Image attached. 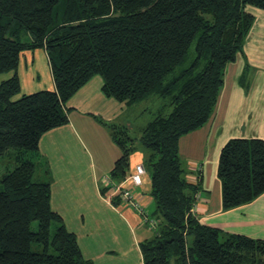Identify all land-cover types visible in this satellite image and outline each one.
<instances>
[{
	"label": "trees",
	"instance_id": "obj_1",
	"mask_svg": "<svg viewBox=\"0 0 264 264\" xmlns=\"http://www.w3.org/2000/svg\"><path fill=\"white\" fill-rule=\"evenodd\" d=\"M250 7L264 11V0H0V75L11 73L0 84V161L14 165L0 168V264H92L52 209L39 143L69 122V100L95 76L107 97L131 106L156 97L167 110L138 138L111 127L122 151L111 178H127L139 148L150 173L160 222L140 243L143 264H264V240L200 222V181L187 180L179 155L180 138L214 114L226 68L253 27ZM41 48L56 89L16 98L21 56ZM218 176L225 210L263 195L264 140H229Z\"/></svg>",
	"mask_w": 264,
	"mask_h": 264
},
{
	"label": "crops",
	"instance_id": "obj_2",
	"mask_svg": "<svg viewBox=\"0 0 264 264\" xmlns=\"http://www.w3.org/2000/svg\"><path fill=\"white\" fill-rule=\"evenodd\" d=\"M249 11L255 16L253 27L243 52L226 68L214 114L203 127L180 138L179 155L189 171L187 180L192 184L200 181L195 208L200 222L226 233L264 240V194L225 210L218 176L220 153L229 140H264V11L255 7ZM19 68L23 95L56 89L45 49L24 52ZM102 88L103 79L93 77L69 100V122L42 135L39 151L47 162V173L45 169L39 173L46 180L51 178L52 209L76 235L85 259L92 264H143L140 243L154 237L160 220L154 215L142 148L130 156L128 176L120 183L133 191L147 219L156 224L152 226L127 204L114 205L108 200V185L118 183L111 171L122 153L111 127L124 128L130 135L127 118L135 105L107 97ZM142 166L144 184L135 186L130 177Z\"/></svg>",
	"mask_w": 264,
	"mask_h": 264
},
{
	"label": "rangeland",
	"instance_id": "obj_3",
	"mask_svg": "<svg viewBox=\"0 0 264 264\" xmlns=\"http://www.w3.org/2000/svg\"><path fill=\"white\" fill-rule=\"evenodd\" d=\"M19 70L20 68L18 67L17 70L18 73ZM10 76L11 73L1 74L0 84L2 83L3 80L9 78ZM21 87H22V82H21ZM23 94L24 92L23 89L21 88L20 94L17 95L16 98L21 97ZM163 103H164L163 100L158 99L156 97H151L141 103H138L137 105H135L133 108L130 109L131 116L128 117L127 119L130 121L129 131H130V135L133 138L140 137L142 129L145 128L151 121H153L155 117H157L160 114L167 113V110L162 109ZM3 161H6L8 166L11 169H13L14 165L8 157H5L2 161H0V168H1V162ZM1 172L3 173L2 168H1Z\"/></svg>",
	"mask_w": 264,
	"mask_h": 264
},
{
	"label": "built area",
	"instance_id": "obj_4",
	"mask_svg": "<svg viewBox=\"0 0 264 264\" xmlns=\"http://www.w3.org/2000/svg\"><path fill=\"white\" fill-rule=\"evenodd\" d=\"M146 170L145 168L139 167L137 172L132 174L130 177V181L135 185V186H142L144 184L143 176L145 175ZM108 200L111 202L112 198L118 196L121 200L122 203L127 204L131 206L132 208L138 210L141 212L145 220L148 221L152 226H154L156 223L154 221L148 220V214L144 210L143 206L140 205V203L135 199V195L132 190L124 187L123 183H110L108 185ZM199 197V196H198ZM196 206L194 207L195 211Z\"/></svg>",
	"mask_w": 264,
	"mask_h": 264
}]
</instances>
